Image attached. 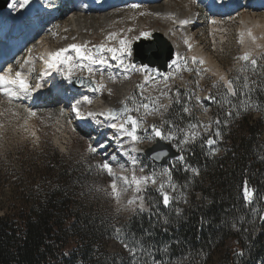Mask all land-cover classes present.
Here are the masks:
<instances>
[{
    "label": "rangeland",
    "instance_id": "374dc122",
    "mask_svg": "<svg viewBox=\"0 0 264 264\" xmlns=\"http://www.w3.org/2000/svg\"><path fill=\"white\" fill-rule=\"evenodd\" d=\"M71 3L70 1H65L64 5L60 6L63 7L60 15L43 30V41H40L39 35L31 37L30 43L36 44L39 53H36V60L32 63L31 72L25 79L30 85V92L22 93L20 98L11 97L0 90V165L2 166L0 167L4 169L2 174H6L5 171H7L10 176L8 179L6 178L3 189H0V204L19 205L22 203L15 198L16 190H14V182L20 175L18 169L19 160L25 158L26 155L35 154L37 156L38 154L50 153V149H55L64 157H67V161L79 166V172L89 174V177L84 179V185H82L83 191L89 192L88 202L112 214L115 222L126 221L137 212L148 211L149 203H154L155 199L153 195H149V192L160 184L164 185L165 191L168 192L171 199L173 198L177 213L181 215L182 210L187 209L190 205L191 196L189 192L175 185L169 179V176L164 174L166 168L153 163L144 154V150L159 138L154 136L152 126L155 125L165 132L170 130V125L175 126L171 128V131L176 132L175 139L164 141L171 144L184 156L183 162L176 158L170 161L171 165L176 166L185 163V153L189 145L196 141H199L209 149L210 154L218 155L224 149L223 144H221L223 140L222 134L220 133L219 137L215 135L218 129H215L214 119L211 117L212 110L207 98L211 94L214 95L221 111L229 110L234 113V118L236 119L232 123L230 121L226 123L229 125V129L232 128L236 134L238 132L236 129L238 128L237 121L240 111L251 112L255 115L261 112L260 104L254 102L252 98L255 95V91L264 88V9H259V5H256V11L245 10L244 8L240 9L239 13H235L236 15L222 14L215 16L200 3L198 5L201 11L200 20L197 27L193 29L197 38L194 41L211 59L212 64L209 65L204 60V64L201 65L199 63L201 59L191 53V48L188 46L187 50L190 52L180 60H177L174 56L168 63V69L165 72L158 71L156 67L132 62L134 41L141 38H151L154 32L150 33V27L153 24L159 25L160 23L157 20L159 18L157 15L154 16V20H148V14L143 11L142 7L133 8L132 12L136 17L127 19L129 23H127V29H131L128 36L119 24L113 25L111 32L107 34L104 40L98 35L91 34L90 41L93 42L91 45L88 44L90 47L103 44L105 48L119 49L121 47L120 40L126 41L127 47L125 51L123 53L118 52V55L121 56L123 64L128 66L127 70L122 68L117 61L111 59V53L105 52L104 55L109 63L103 66L102 70L104 69V72H100V65H95L96 71L94 74H89L84 70L82 71L83 75L74 76L72 79L89 78L91 81H95L94 84L100 86L99 89L104 87V81H101L103 76L108 77L109 83L113 88L129 85L127 87V96L114 110L121 108L126 103L127 107L133 110L129 114L140 121L138 130V135L141 137V140L138 141L140 148L135 157V166H133V161L122 156L118 143V134L110 129V125L107 124L108 128L105 127L103 131L98 127H83L87 130L85 131L80 127L77 120L78 117L75 116L74 112H71V101L67 103L60 96L55 98L57 99L55 102H53L55 99L45 101L44 103H52L44 107L33 108L27 103L28 97L31 95L32 90L36 88V85L39 82H44L43 71L40 66L42 62L40 52L45 45L57 46L61 43L60 36L63 34L61 22L69 16ZM136 3L132 2V5H139V3ZM29 5L30 2L25 8ZM245 13L250 18L242 25L240 19L245 16ZM139 21L143 22L141 31H139L138 36L133 35ZM212 21H215V23H212ZM171 22H173L172 18ZM243 26L246 30L245 33L247 32L248 36H250L248 40L242 37L241 29ZM143 32L149 35H141ZM249 32H251V35H249ZM39 33L41 34V32ZM111 33H115V36L112 37H117V40L111 37ZM127 37L131 40H128ZM87 41L90 42L89 40ZM73 43L82 44L79 41H70L61 45L60 48H67V45ZM21 46L22 48L25 47L24 45ZM55 49L53 52L58 51ZM29 50V46H26L13 59L14 70H17L18 68L16 67L28 57L29 53H31ZM245 53L250 54L247 62L239 59ZM66 54L75 55L71 49ZM193 57L196 58V62H193ZM252 59L257 61L255 71H253L251 65ZM7 64L8 61L1 65L2 68H6ZM57 66L62 69V72L64 71L63 65L57 64ZM145 66V71H139L141 67ZM113 67H120L123 71L119 75L114 73L107 74L108 70L106 69ZM221 75L225 77V80L233 81H236V78L239 77L238 83L234 84V87L238 90L244 83V77H248L249 87L253 88V91L243 96L247 97V99H244L242 104H238L237 101L233 100L234 96L228 93L224 81L219 79ZM71 83L75 85L74 80ZM84 85L85 82L81 84V87ZM58 89L63 91L61 95L64 93L62 95L63 98L67 96L68 100H71L73 94H76L69 92L68 85H64V83ZM92 89L95 90V87H92ZM100 91L99 94L103 98H107L106 93L102 89ZM114 92L115 90L111 91V97L115 95ZM76 98L81 100L80 96ZM182 98L184 101L181 103ZM97 99L99 97L95 95L90 103L84 102V104H88L86 108L94 107ZM180 103L183 107L184 117L175 118L174 121L170 120L173 118L167 117L168 109L172 105L178 108L177 105ZM144 104L149 107L145 109L143 107ZM186 108L188 109L187 112L184 111ZM31 113H35V115H31ZM106 121H104L105 124ZM116 122L119 123L120 120H116ZM192 124L197 125V127L191 129L190 125ZM178 129H183L184 132L189 133L195 131L198 135L194 139H190L188 143L181 144L180 141L184 139V134L179 132ZM32 133H35V135H32ZM209 136L216 141L212 147H209L206 143ZM148 137L152 138L149 139ZM90 146L95 148L96 151H89ZM113 157H115L114 160ZM105 160L113 168V175L111 176L102 169V164ZM189 170L191 171L190 173L197 175V172ZM153 173H155V182L147 181L141 186L140 192H136L135 185L131 184L132 175H136L139 178L141 176H151ZM121 176L128 178L127 184L119 179ZM114 178L117 184L115 188L112 186ZM169 183L175 187H170ZM195 197L199 200L198 195ZM130 201H134V203H130ZM141 203H143L142 211L140 209ZM256 214L257 207L249 219L251 229L256 228ZM119 247L120 241L117 238L111 240L107 245V249L111 252L116 251ZM223 255L224 249L223 251L222 249L215 251L212 261L218 262ZM176 261L174 264L186 263L185 259L182 258Z\"/></svg>",
    "mask_w": 264,
    "mask_h": 264
},
{
    "label": "trees",
    "instance_id": "16d2710c",
    "mask_svg": "<svg viewBox=\"0 0 264 264\" xmlns=\"http://www.w3.org/2000/svg\"><path fill=\"white\" fill-rule=\"evenodd\" d=\"M254 93L252 100L260 104L261 112L240 111L237 134L226 123L236 119L234 113L221 111L211 94V117L223 136L224 149L210 154L196 141L189 145L185 163L169 162L166 167L169 179L191 196L181 215L170 195L169 204L163 203L160 184L149 192L155 199L148 211L115 222L112 214L88 202L89 192L82 185L89 174L79 172V166L55 149L26 155L19 160L20 175L14 182L15 198L22 203L0 204V264H152L153 260L174 264L180 258L185 264H262L264 88ZM244 99L239 94L233 98L238 104ZM181 103L168 109L170 120L184 117ZM1 167L3 189L10 176L7 171L2 174ZM245 182L254 189L251 203L243 198ZM256 207V228L251 229L249 219ZM115 238L120 247L111 252L107 245ZM220 249L224 255L213 262Z\"/></svg>",
    "mask_w": 264,
    "mask_h": 264
},
{
    "label": "bare ground",
    "instance_id": "6f19581e",
    "mask_svg": "<svg viewBox=\"0 0 264 264\" xmlns=\"http://www.w3.org/2000/svg\"><path fill=\"white\" fill-rule=\"evenodd\" d=\"M57 1L58 0H30L29 6L21 8L19 4L16 3V0H9L6 7L0 8V58L3 57L6 59V61L2 64L8 61V66L6 67L11 66L13 68L14 63H12V61L22 52V49L29 46V49L31 50V53H29L27 57L29 59V63L25 64L23 69L19 66L16 67L18 68L17 70H14L13 68L14 72L11 74L13 77L16 71H20L22 73V78L24 80L30 74L32 63L36 60V53H39L36 44L30 43L32 40L31 37H34L36 32H41L38 38L41 39L40 41H43V30L50 23L49 19L53 15H58V7L61 5L60 3H57ZM65 1H70L72 3L69 6V16L61 22V29H63V34L60 36L61 43L57 46L45 45L40 52L42 56L40 66L43 71L44 82H39L38 84L40 87H36L32 90L27 103L30 104V102H34L33 104L35 106L36 103H44L45 101L55 99L56 97H54V95H58L63 92L58 88L64 83V85H68V89L70 88L72 94L76 93L73 94L71 100H68L67 96L62 99L66 100L67 103L71 101V112H74L75 116L78 117V123H80L83 127H98L101 131H103L105 130V127H107V124L110 125L111 123H118L116 120L109 118L107 113L109 110L115 109L123 102V99L128 94L127 87L129 85L113 88L109 83L108 77H101V81H104V87L101 86V89L106 93L107 98H103L102 95L99 94L101 89H99L100 86L96 84L91 83L90 85L85 82V85L81 87V85L77 86L78 84L76 82L75 85H72L71 81L73 79L71 81L66 80L63 76L62 69H60L59 66L56 65L53 68H48L43 62L44 59L48 58V54L53 52L55 48L58 50L61 45L70 41H79L83 44L87 40L90 41L91 34L98 35L102 40H104L107 34L111 32L113 25L117 24L123 28V31L128 36L130 31L127 29V19L129 20V18L131 19L136 17L132 12L133 7L131 6L132 2H137L139 3L138 7H142L143 11H146L148 14V20H154L155 15L159 16V18H157L160 22H158L159 25L153 24L150 27V33H161L168 40L169 45L173 48L175 52L174 56L177 60L182 59L184 55L190 52L187 50V47L190 45L191 53L211 65V59L194 41L197 38L193 29L197 27L201 14L198 5L201 3V5L206 7L208 11H211L213 15L219 16L222 14H230L231 10L236 7V11L232 14H237L240 9L244 8L245 10L249 9L256 11V5H259L258 3L264 0H63L62 3ZM52 3L56 5H53ZM246 13L245 16L240 19L242 25L250 18L246 15ZM171 18L173 19V22H171ZM184 19H188L191 22L181 26L179 21ZM137 24L138 25H136L133 35L138 36L143 22L139 21ZM35 30L36 32H34ZM241 30V34H243L242 37L248 40L250 36H248L247 32L245 33L246 30L244 29V26ZM73 37L75 39H73ZM112 38L117 40V37ZM128 40L131 39L128 38ZM185 40L188 41V44H185ZM92 42L93 41H90L89 45H91ZM21 45H24L25 47L22 48ZM3 69L4 68L1 66L0 71H3ZM103 70L100 69V72H104ZM106 70H108L107 74L114 73L117 75L123 71L120 67L107 68ZM78 75H83V73L82 71L76 69L73 77ZM92 87H95V90L92 89ZM111 89L115 90L114 96L117 97H111ZM1 92L6 93L11 97L21 98L22 96V92H20L15 86L11 87L9 90H1ZM63 94L64 93H62V95ZM39 95L42 98H39ZM95 95L99 97V99L96 100L95 106H91L92 108H86L88 104H84V102H89H86L83 98L87 96L89 100L92 101ZM79 96L81 100L76 98ZM39 99H43V101L37 102ZM77 101H79V104H77V111H73V105L76 104ZM99 108H101V110H99ZM90 113L93 115H89ZM104 121H106V124ZM110 129H112L114 133L118 134V143L120 145L119 148L122 156L130 161H133V157H136L138 149L140 148L139 143L131 141L130 138L126 136L122 137L118 129H113L112 127H110ZM132 148H135L136 151L132 152Z\"/></svg>",
    "mask_w": 264,
    "mask_h": 264
},
{
    "label": "snow or ice",
    "instance_id": "6c2138e0",
    "mask_svg": "<svg viewBox=\"0 0 264 264\" xmlns=\"http://www.w3.org/2000/svg\"><path fill=\"white\" fill-rule=\"evenodd\" d=\"M29 2L30 0H16V3H18L21 8L28 5ZM131 7L136 8L138 7V5L133 4ZM141 15H143V13H141ZM190 22H191L190 20L184 19V20H180L179 24L183 26ZM212 23H215V21H212ZM129 31H131V29ZM110 35L115 36V33H112ZM141 35L148 36L149 34L146 32H143L141 33ZM249 35H251V32H249ZM73 39L75 38L73 37ZM88 44L89 42L87 41H85L83 44H75V43L69 44L67 48H60L58 51L49 53L48 58L44 59L43 62L48 68H53L57 64L63 65L64 66L63 76L65 79L69 81L72 80L76 69H79L81 71L86 70L89 74H94L96 71L94 66L100 65L101 70H102L103 66H106L109 63L108 59L104 55L105 52L111 53V59L117 61L118 64H120L122 68L127 70L128 66L123 64L121 56L118 55V52L123 53L125 51L127 47L126 41L120 40L121 47L119 49L112 48V47L105 48L103 44L92 45L91 47H89ZM185 44H188L187 40H185ZM189 47L191 46L189 45ZM69 49L74 51V54H75L74 56L66 54L68 53ZM249 55H250L249 53H245L243 56L239 57V59L247 62L249 60ZM192 59H193V62H196L195 57H193ZM28 63H29V59L25 58L24 62L19 64V67L23 69L25 67V64H28ZM199 63L202 65L204 64V61L200 60ZM256 64H257L256 59H252L251 65H252L253 71H255ZM145 70H146V66L141 67L139 69V71H142V72ZM12 72H13V68L11 66L4 68L3 71H0V90H9L11 87L15 86L16 88L19 89L20 92L29 93L30 85L22 78V73L20 71H16L13 77L11 75ZM146 78H150V77H146ZM219 79L221 81H224V84L227 87L228 93H230L232 96H236L237 94L241 96H245V95L250 94L251 91H253V88L249 87L247 76L244 77V83L239 90L236 87H234V84L238 83L239 77L236 78V81H233V80H225V77L221 75ZM77 82L83 84L84 80L81 78V79H78ZM90 82L93 84L95 83L94 80ZM36 87L39 88L40 85L37 84ZM207 98L214 99V97H211V96ZM83 99L86 102H89V103L91 102L87 96H85ZM197 99L199 100L198 97ZM77 104H79V101H77L76 104L73 105V111H77ZM143 107L147 109L149 106L147 104H144ZM131 111L133 110L128 108L125 103V106L121 107L119 110H114V109L109 110V112L107 113V116L113 120H120L119 123H111L110 127H112L113 129H118L122 137L126 136L130 138L131 141L138 142L141 140V137L138 135V130L140 128V121L134 118L133 115L129 114ZM184 111L187 112L188 109L186 108L184 109ZM31 115H35V113H31ZM89 115H93V114L90 113ZM229 115H231V113H229ZM217 123H219V121H217ZM172 127H175V126L170 125V130L165 132L161 128H158L155 125H153L152 132L154 133L155 137H159L162 140H173L175 139L176 132L171 131ZM196 127L197 125L195 124L190 125L191 129H195ZM178 131L184 134V139L180 141L181 144L188 143L190 139H194L198 135V133L195 131H192L190 133L184 132L183 129H178ZM32 135H35V133H32ZM215 135L219 137L220 135L219 130L216 131ZM148 138L151 139L152 137H148ZM206 143L209 147H211L213 144L216 143V141L213 140L211 136H209ZM89 151L94 152L96 151V149L90 146ZM131 151L135 152L136 149L132 148ZM165 155H167L166 152H159L156 154V158H159ZM114 159L115 157H113V160ZM176 159L183 162L184 156L181 155L177 157ZM135 162H136V158L133 157V166H135ZM102 169L105 170L110 176L113 175V168L107 160H105V162L102 164ZM188 169H191L193 172L197 171L196 169L191 168L190 165H186V170ZM141 170L143 171V169ZM164 174L170 175L169 170L167 168L164 170ZM154 175L155 173H153V175L151 176H141L139 178L136 175H132L131 184L135 185L136 192L139 193L141 190V186L147 181L151 180L152 182H155ZM119 179L124 181L126 184L128 183V178L126 176H121L119 177ZM113 181L114 182L112 186L115 188L117 187L116 179L114 178ZM169 186L173 188L175 187L174 185H171V183H169ZM160 187H161V195L163 197V203L165 205H168L170 201L169 194L168 192L163 190L164 189L163 184H161ZM253 194H254V189L249 188L247 185V182H245V187L243 189V198L246 203H251L253 199ZM130 203H134V201H130ZM140 209L141 211L143 210V203H141ZM260 219L264 221V216H261ZM117 231L119 232L120 230L117 229ZM129 251L134 253L136 250L135 248H130ZM239 254L242 255L243 253H239ZM152 264H161V262L153 260Z\"/></svg>",
    "mask_w": 264,
    "mask_h": 264
},
{
    "label": "water",
    "instance_id": "95a60500",
    "mask_svg": "<svg viewBox=\"0 0 264 264\" xmlns=\"http://www.w3.org/2000/svg\"><path fill=\"white\" fill-rule=\"evenodd\" d=\"M8 2L9 0H0V8L6 7ZM173 56V48L169 45L168 40L158 32H154L151 38H141L135 40L133 43V63L156 67L158 71L165 72L168 69V63L172 60ZM82 79L84 82L91 85V80L89 78L86 79L85 77H82ZM73 80L75 83L78 81L76 78ZM77 84V86L81 85V83L78 82ZM123 106H125V104H123L122 107ZM119 109L120 108L117 110ZM159 152H166L167 155L156 158V154ZM144 154L153 163L164 168L168 166V163L171 160L181 155L180 151L176 150L171 144L160 138H157L152 146H148L144 150Z\"/></svg>",
    "mask_w": 264,
    "mask_h": 264
}]
</instances>
